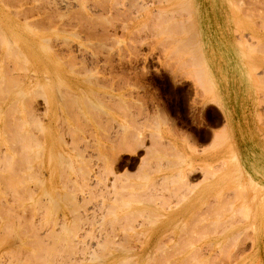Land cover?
<instances>
[{"label":"rangeland","instance_id":"rangeland-1","mask_svg":"<svg viewBox=\"0 0 264 264\" xmlns=\"http://www.w3.org/2000/svg\"><path fill=\"white\" fill-rule=\"evenodd\" d=\"M2 2L1 132L31 138L21 190L0 189V264H264V0ZM200 182L205 207L166 217Z\"/></svg>","mask_w":264,"mask_h":264},{"label":"bare ground","instance_id":"bare-ground-1","mask_svg":"<svg viewBox=\"0 0 264 264\" xmlns=\"http://www.w3.org/2000/svg\"><path fill=\"white\" fill-rule=\"evenodd\" d=\"M1 2H2V0H1ZM3 3V2H2ZM5 3V2H4ZM3 3V4H4ZM263 4V3H262ZM16 22V21H15ZM4 23V22H3ZM10 28V27H9ZM6 30V29H5ZM1 31V30H0ZM11 31H12V29H11ZM14 33V32H13ZM20 33V32H19ZM1 34L3 35V38H4V40L7 38V34H6V32L5 31H3V32H1ZM0 37H1V35H0ZM23 39V38H22ZM46 39V38H45ZM3 40V39H2ZM36 40V39H35ZM2 42V41H1ZM7 42H8V39H7ZM6 42V43H7ZM18 42V41H17ZM23 43V42H22ZM7 44H9V43H7ZM13 44V43H12ZM0 45H1V43H0ZM11 45V44H10ZM8 46V45H7ZM12 46V45H11ZM21 46V45H20ZM17 47V46H16ZM15 47V53H17V56H19L20 54H18L20 51H21V49H19L18 47V49ZM12 48H13V46H12ZM12 48H8V49H12ZM14 49V48H13ZM16 49L18 50V51H16ZM23 49V48H22ZM25 49V48H24ZM20 50V51H19ZM27 50V49H26ZM26 50H24V51H26ZM12 52H13V50H11ZM23 51V52H24ZM7 53V52H6ZM9 53L10 52H8L7 54L9 55ZM21 53V52H20ZM24 54H25V52H24ZM26 54H28V53H26ZM11 55H12V53H11ZM15 56H16V54H14ZM14 55H12V56H14ZM5 56V55H4ZM11 57V58H13V60L14 61H16L15 60V58L16 57ZM21 57L23 56V55H20ZM19 56V57H20ZM25 56V55H24ZM22 57L23 58V61L25 60V58H27L28 57V55H27V57ZM2 57V56H1ZM0 57V58H1ZM2 58H5V57H2ZM1 58V59H2ZM22 58H20V59H22ZM5 59H7V58H5ZM5 59H3V60H5ZM19 59V58H18ZM18 59H17V61H18ZM12 60V59H11ZM27 60H29V59H27ZM27 60H25V61H27ZM7 61V60H6ZM14 61H13V63H14ZM22 61V62H23ZM4 62V61H3ZM2 61H1V64L0 65H2V63H3ZM21 61H20V64L22 63ZM5 63V62H4ZM3 63V64H4ZM12 63V62H11ZM10 63V64H11ZM18 64H19V61H18ZM19 64V65H20ZM5 65V64H4ZM22 65V69H23V67H24V65L23 64H21ZM27 65V64H26ZM12 67V66H11ZM19 68L21 69V66H19ZM19 68L17 69L18 70V72L19 71H22V69L21 70H19ZM26 68V67H25ZM13 70H14V67L12 68ZM27 70V69H26ZM56 71V70H55ZM16 73V72H15ZM60 73V72H59ZM25 74V73H24ZM16 75V74H15ZM19 75V74H18ZM20 76H21V74H20ZM26 76V75H25ZM16 77V76H15ZM18 77V76H17ZM24 77V76H23ZM49 77V76H48ZM19 78V77H18ZM17 78V79H18ZM21 78V77H20ZM19 78V79H20ZM13 79V78H12ZM18 79V80H19ZM26 79V78H25ZM21 81H22V79H20ZM19 80V81H20ZM70 79H68V81H69ZM17 81V80H16ZM63 81L65 82V80H62V84H63V86H65V88L66 89H69V90H72V89H80V91H83L84 89H83V84L81 85V83H80V81H77V80H73V81H69V82H65V83H63ZM18 83V82H17ZM16 82L14 83V84H16L18 87H20V90H22V93L21 94H23V95H21L22 97L24 96L25 98H26V96H27V93H26V95L24 94L25 93V91L27 92V90H28V88L27 87H25V85L22 83L21 84V82H19V84L21 85H19V84H17ZM11 84H12V82H11ZM14 84H13V88H14ZM62 84H61V88H62ZM2 85V84H1ZM0 85V88L2 87ZM16 88V87H15ZM84 88H86L85 86H84ZM3 89V88H2ZM13 90V89H12ZM11 90V91H12ZM40 90H42L41 88H40ZM0 91H2V90H0ZM43 92V91H42ZM46 92V91H45ZM6 95H7V93L6 92H4ZM16 94H18L17 92H15ZM19 93H20V91H19ZM30 93V92H29ZM37 93V92H36ZM75 93V92H74ZM98 93V92H97ZM100 93V92H99ZM98 93V94H99ZM11 94V93H10ZM64 94V93H63ZM1 95H2V93L0 94V97H1ZM8 96V95H7ZM29 96V95H28ZM2 97H4V96H2ZM31 97V96H30ZM50 97V96H49ZM7 98V97H6ZM5 98V99H6ZM17 98H19V96L17 97ZM4 99V100H5ZM48 99V98H47ZM1 101V100H0ZM15 104H16V102H17V99L15 98ZM21 101V100H20ZM24 101V102H23ZM2 102V101H1ZM0 102V103H1ZM7 102H9V101H7ZM23 104H21V105H23L24 106V103H25V100L23 99L22 101H21ZM3 103H4V101H3ZM11 103V102H10ZM13 104H14V102H12ZM12 103H11V105H12ZM26 103H28V102H26ZM50 103V102H49ZM51 103H52V101H51ZM66 103V102H65ZM76 103V102H75ZM74 103V104H75ZM6 104V103H5ZM4 104V105H5ZM14 104V105H15ZM48 104V103H47ZM78 104H79V106H81V108L84 110V109H86L88 112H90L89 111V109L87 108V106H89L90 105V103H87V102H85V101H83V103H79L78 102ZM3 105V104H2ZM2 105H0V106H2ZM10 105V104H9ZM28 106H29V104H27ZM27 105H25L26 106V108H27ZM66 105H67V103H66ZM68 106V105H67ZM75 106V105H74ZM76 106H77V103H76ZM7 107V106H6ZM17 107H18V105H17ZM20 107V106H19ZM1 108V107H0ZM3 108V107H2ZM10 108H12L11 106H10ZM10 108H7L8 109V111L10 110ZM13 108H15V107H13ZM26 108H25V110H26ZM4 109H6V108H4ZM3 109V110H4ZM22 109H24V108H22ZM12 110V109H11ZM10 110V111H11ZM14 110V109H13ZM15 110H16V108H15ZM28 110V109H27ZM80 110V109H79ZM17 112H19V109L17 108ZM50 112H52L51 113V115L53 116V111H51L50 110ZM4 113L5 114H7V111H5L4 110ZM9 113V112H8ZM13 113H15V112H13ZM20 113V112H19ZM23 113V112H22ZM24 113H27V111H25ZM47 113H48V111H47ZM83 114H86L84 111L82 112ZM16 114H18V113H16ZM21 114V113H20ZM12 115V114H11ZM24 115V114H23ZM27 115H29V114H27ZM47 115V114H46ZM5 116V115H4ZM14 116V115H13ZM18 116V115H17ZM30 116H32L33 117V115H32V113H31V115ZM7 117V116H6ZM5 117V118H6ZM49 117H50V115H49ZM48 117V118H49ZM15 118V117H14ZM25 118H26V116H25ZM34 118V117H33ZM51 118V117H50ZM54 118V117H53ZM7 119V118H6ZM13 119V118H12ZM17 119V121L20 123V124H23V125H20L18 122H17V128H15V129H17V130H21V126H24L25 124H24V121L23 120H19L18 118H16ZM9 120V119H8ZM11 120V119H10ZM33 120V119H32ZM49 120V119H48ZM51 120V119H50ZM14 121V120H13ZM13 121H11L12 123H10L9 121H7L8 122V124L10 123V124H12L13 125ZM23 123H22V122ZM26 122H27V120H26ZM5 123H6V120H5ZM5 123H3V124H5ZM7 124V123H6ZM5 124V125H6ZM7 124V125H8ZM29 124V123H28ZM5 125H2V127L4 126V128H5ZM11 125V126H12ZM27 125V124H26ZM31 125V124H30ZM98 125V124H97ZM100 125V124H99ZM14 126H15V124H14ZM18 126H19V128L20 129H18ZM32 126V125H31ZM43 126H44V124H43ZM29 127V126H28ZM39 127H41V125L39 126ZM6 128H7V126H6ZM9 128H10V125H9ZM8 128V130H9V132H10V129ZM69 128V127H68ZM74 128V127H73ZM3 129V128H2ZM12 129V128H11ZM40 129V128H39ZM3 130H5V129H3ZM13 130V129H12ZM41 130V129H40ZM69 130H70V128H69ZM73 130V129H72ZM71 130V131H72ZM15 131V130H14ZM73 131H75V130H73ZM72 131V132H73ZM7 130H6V134H7ZM17 132V131H16ZM20 131H18L17 132V134H16V136H13V135H10L9 136V138L8 139H6L7 137H6V135L3 133V132H1V127H0V146H1V148L2 149H0V167L2 168V171H4V170H7V177L5 178V181H4V178H3V175L5 174L4 172L2 173L3 175L2 176H0L1 177V179L0 180H3V181H0V182H2V186L0 185V189H1V187L3 188V189H5L6 187H8L9 189H7V190H10V193L13 191V195L16 197V194H17V191L21 188V187H19L20 186V183H21V179H22V177L25 175H22L20 172L21 171H18L17 172V169H19V168H17V166H19V160H20V158H18V157H22V156H20V152L19 151H21V150H24V146H25V141H27V139H29L30 140V134H29V136L28 137H30V138H27V134H26V131L25 130H23V133H25V134H23L24 136H18V133H19ZM45 132V131H44ZM9 134V133H8ZM19 134H21V133H19ZM16 137V138H15ZM74 139V138H73ZM75 139H76V137H75ZM12 140V141H11ZM78 140V139H77ZM76 140V141H77ZM31 142V141H30ZM75 142V141H74ZM26 143H28V142H26ZM78 143V142H77ZM121 144H123V140L121 141ZM13 145H16L15 147L17 148V149H19V150H16L15 149V147L13 146ZM17 145H18V147H17ZM29 145V144H28ZM32 145V147L34 146L33 144H32V142L30 143V146ZM38 145L39 144H37V147H38ZM23 147V148H22ZM32 147H30V149H32ZM34 147H36V145L34 146ZM36 147V148H37ZM27 148V147H26ZM25 148V149H26ZM39 148V147H38ZM119 147H116V150H115V153H116V155H115V153L113 154L114 156H113V159H112V157H111V160H110V163H112V167H113V163H115V160L117 159V156H120V153H117L118 151H124V152H128V150H126V149H124L123 150V148H121V149H118ZM12 150H14V151H12ZM15 150L17 151V152H15ZM26 150H29L28 148L26 149ZM41 150H43V148L41 149ZM40 150V151H41ZM31 151L32 152H34V154L36 155V153H38V154H40L41 153V158L43 157V155H42V152H40V151H38V149L36 150L35 149V151H33V150H30L29 151V153H31ZM36 151H38V152H36ZM28 152V151H27ZM20 153V154H19ZM33 154V153H32ZM22 155V154H21ZM30 154H28L27 155V153H26V156H29ZM35 155H33L34 157H35ZM24 156H25V154H24ZM33 156L31 157V155L29 156V158H31L29 161H32V158H33ZM40 156V155H39ZM39 156H37L36 155V157H39ZM23 158V157H22ZM35 159V158H34ZM71 159H73L72 157H71ZM23 160H24V158H23ZM23 162V161H22ZM25 163H26V161H25ZM25 163H22V164H24V165H28V163L27 164H25ZM32 163V162H31ZM30 163V164H31ZM74 163V162H73ZM24 165H22V166H24ZM25 166V167H26ZM30 166V165H29ZM38 166V165H37ZM39 167V166H38ZM37 167V168H38ZM235 167V166H234ZM0 168V169H1ZM27 168H28V166H27ZM23 169V168H22ZM29 169H30V167H29ZM28 169V170H29ZM210 169H211V166H210ZM21 170V169H20ZM33 171H34V169H32ZM82 170H83V175L85 174V176H86V174H87V172H85L86 171V169H84V168H82ZM24 171H26V170H24ZM238 171V170H237ZM237 173V172H236ZM0 174H1V171H0ZM29 174V173H28ZM31 174L32 173H30L28 176H29V178L28 179H26V180H29L30 178H34V177H32L31 176ZM231 174V173H230ZM233 174V173H232ZM20 175H22L21 177H20ZM26 175H27V173H26ZM25 175V176H26ZM38 175V174H37ZM228 175V174H227ZM5 176H6V174H5ZM24 176V177H25ZM180 176V175H179ZM232 176V175H231ZM181 177V176H180ZM81 178H83V176L81 177ZM86 179V178H85ZM84 179V180H85ZM208 179V178H207ZM24 181H25V179H24ZM175 181H177V180H175ZM82 182H83V179H82ZM226 182V181H225ZM241 182H242V180H241ZM3 183H4V185L6 184V187L4 188V185H3ZM27 184H28V182H26ZM25 183V184H26ZM41 183H42V180L40 181H38V184H39V186L41 187L42 185H41ZM204 183V182H203ZM1 184V183H0ZM188 184V183H187ZM29 185V184H28ZM36 185V184H35ZM210 184H208V185H206V183H204V185H202V183L200 182V184H197V185H194V186H192V185H189L188 184V192H187V194L188 195H185V196H182L180 199H176V202H175V204L172 206H170V204L168 205V207H167V210H168V215L166 216V217H169V218H172V217H175V216H177V215H182V214H186V213H188V212H190V210L192 211V213L195 211V213H197L198 212V209L196 208V207H198V205L197 206H194L195 205V203H193V202H191V201H193V200H195V199H200V198H203L204 197V199H200V200H202V202H203V200H205L206 202H207V200H209V199H207V198H209L210 197V194H211V190H207V188L208 189H210V187H208ZM252 185H253V182H252ZM251 185V186H252ZM257 185V184H256ZM251 186L248 188V189H250L251 188ZM22 190H30V186H27V187H29V188H27V187H25V186H23L22 185ZM253 187H255L254 189H253ZM258 187V185L257 186H252V192L253 191H255V189ZM211 188H212V186H211ZM5 189V190H6ZM223 189V188H222ZM2 190V189H1ZM4 190V192H6L7 193V190L5 191ZM21 190V189H20ZM27 190V191H28ZM40 190H41V188H40ZM258 190V189H257ZM23 191V193H25V192H27V191H25L24 192ZM37 191V190H36ZM250 191V192H251ZM4 192L2 193V191H1V193L0 194H3V195H5V196H7L6 194H4ZM20 192V191H19ZM29 192V191H28ZM27 192V193H28ZM256 192V193H255ZM254 193L255 194H257V192L258 191H255ZM9 193V192H8ZM21 193V194H20ZM19 194L20 195H22L23 193L22 192H20ZM27 193H25V194H27ZM224 194V193H223ZM249 194V193H248ZM251 194V193H250ZM254 194V196H253V194L251 195V198L253 197V199H254V197H257L258 195H255ZM264 194V193H263ZM32 195V196H31ZM33 192L31 193V190H30V194L28 195V198H30L29 200L32 202V200H33V203H37L38 204V202L40 201L39 199V197H36L35 195H34V197L35 198H39L38 200H36L35 198H33ZM68 196L66 197L67 198V202H68V197L70 196L71 198H72V196H71V194H67ZM222 195V194H221ZM240 195V194H239ZM11 196V195H10ZM25 197L27 196V195H24ZM23 196V197H24ZM29 196H31V197H29ZM213 196V195H212ZM235 196H238V195H235ZM4 196H1V199L3 198ZM7 197H9V196H7ZM25 197L23 198V202H26V199H28L27 197H26V199H25ZM63 197V196H62ZM217 198H218V196H216ZM232 197V196H231ZM13 198V197H12ZM31 198H32V200H31ZM65 198V197H64ZM63 198V199H64ZM65 198V199H66ZM71 198H69V201H72V200H70ZM217 198H215V199H217ZM235 198V197H234ZM15 200L17 199H20V197L19 198H14ZM14 199H13V201H14ZM21 199H22V197H21ZM21 199L20 200H18V201H21ZM52 199V198H51ZM214 199V200H215ZM219 199V201H221L220 200V198H218ZM227 199H229L228 197H227ZM11 200V199H10ZM10 200H8V201H10ZM17 200H16V202H17ZM25 200V201H24ZM53 201H54V199H52ZM200 200H198L197 201V203L198 202H200ZM211 200V199H210ZM255 200V199H254ZM253 200V201H254ZM257 200V199H256ZM259 200V199H258ZM2 201H4L3 199L2 200H0V203H5V204H3V206H5V208L10 204V203H14V202H12V200L10 201V202H8L7 200L6 201H4V202H2ZM74 201V200H73ZM72 201V202H73ZM218 200H216L214 203H216L217 202V204H218V202H219ZM224 201V200H223ZM227 200H225V202H226ZM229 201V200H228ZM227 201V202H228ZM230 201H232L231 199H230ZM233 201H234V199H233ZM72 202H70V203H72ZM75 202V201H74ZM191 202V203H190ZM211 202V201H210ZM209 202V203H210ZM222 202V201H221ZM226 202V203H227ZM257 203H258V201H256ZM6 203H9V204H6ZM17 203H19V205H21V204H23L22 202H17ZM27 203V202H26ZM29 203V202H28ZM209 203H207V205H209V207H210V204ZM213 203V202H212ZM220 203V202H219ZM255 203V202H254ZM260 203V202H259ZM199 204H201V203H199ZM206 205V203L205 202H203L202 203V205L205 207V205ZM228 204V203H227ZM231 204H232V202H231ZM11 205V204H10ZM13 205V204H12ZM25 205H27L28 206V204H25ZM24 205V206H25ZM31 205L32 206H34V204H32L31 203ZM31 205H29V206H31ZM215 205V204H214ZM244 205H246V204H244ZM23 206V205H22ZM28 206V207H29ZM31 206V207H32ZM241 206H242V204H241ZM247 206V205H246ZM245 206V207H246ZM10 207H12V206H10ZM9 206H8V211L6 210V212H7V214H8V216H10V218H11V216L12 215H10V210L11 211H13L12 209H14V208H10ZM137 207V206H136ZM133 208L131 211H134V210H136L137 209V211L139 212V210L141 211V209L139 208V207H137V208ZM202 207V206H201ZM199 208V210H201L202 208ZM3 208V207H2ZM10 208V209H9ZM192 208H195V209H192ZM211 208V207H210ZM226 208V207H225ZM239 208V207H238ZM240 208H242V207H240ZM239 208V209H240ZM249 208V207H248ZM248 208H247V210H248ZM251 208H253V207H251ZM4 209V208H3ZM205 209V210H204ZM204 209H202L203 211H206L207 212V207L206 208H204ZM207 209V210H206ZM238 209V210H239ZM2 210V209H1ZM15 210H16V207H15ZM238 210L237 211H235V212H238ZM241 210V209H240ZM244 210H245V208H244ZM243 210V211H244ZM5 211V210H4ZM202 211V212H203ZM210 211V210H209ZM114 212V211H113ZM113 212H111V214L113 213ZM205 212V213H206ZM216 212V211H215ZM241 211H239V213H240ZM1 213V212H0ZM14 213H16V212H14ZM194 213V214H195ZM204 213V214H205ZM238 213V215H240ZM245 213H247V211H245ZM249 213V212H248ZM125 214H126V211H121V212H116L115 214H114V218L115 219H117V218H120V217H123V216H125ZM191 214V213H190ZM207 214V213H206ZM208 214H209V212H208ZM212 214V213H211ZM210 214V215H211ZM243 214H244V212H243ZM1 215V214H0ZM17 215V214H16ZM15 215V216H16ZM214 215V214H213ZM245 216H246V214H244ZM14 216V215H13ZM14 216V217H15ZM18 216V215H17ZM208 216V215H207ZM212 216V215H211ZM218 216V215H217ZM222 216V215H221ZM243 216V215H242ZM1 217V216H0ZM13 217V218H14ZM20 218V217H19ZM19 218H17V219H14V223H15V225H16V222H17V220L19 219ZM205 218V217H204ZM1 219V218H0ZM6 219H8V218H6ZM168 219V218H167ZM16 220V221H15ZM215 220V219H214ZM217 220H218V218H217ZM220 220V219H219ZM218 220V221H219ZM239 220V219H238ZM9 221V220H8ZM10 221H12V220H10ZM22 222V221H21ZM20 222V223H21ZM25 222H26V220H25ZM205 222V221H204ZM211 222V221H210ZM215 222V221H214ZM222 223H221V225L224 223V221H221ZM10 223H12V222H10ZM27 224H28V222H26ZM176 223V222H175ZM208 223V222H207ZM205 224H206V222H205ZM210 224V223H209ZM218 224V223H217ZM9 225V224H8ZM14 225V224H13ZM212 225H213V223H212ZM11 226V225H10ZM217 226H219V225H217ZM223 226V228H221V229H225L224 228V225H222ZM11 228V229H10ZM9 229L10 230H12V229H15V228H17L16 226L13 228V226H11ZM211 228V227H210ZM216 228V227H215ZM217 228H220V226L219 227H217ZM214 229V228H213ZM10 230H9V232H10ZM7 231V230H6ZM13 231V230H12ZM11 231V233L14 235V233ZM16 231H17V229H16ZM215 231V230H214ZM219 231H222V230H219ZM8 232V231H7ZM158 232H159V230H158ZM216 232H218V231H216ZM5 233V232H4ZM18 233H19V231H18ZM25 233V232H24ZM24 233H23V235H24ZM221 233V232H220ZM8 234V233H7ZM26 235V234H25ZM24 235V236H25ZM246 235V234H245ZM9 236H11L10 234H9ZM19 236H20V234H19ZM18 236V237H19ZM23 236V237H24ZM5 236H4V234H3V238H4ZM22 237V238H23ZM7 241H9V240H7ZM218 242V241H217ZM6 243H8V242H6ZM215 244H216V242H215ZM220 244V243H219ZM11 245V244H10ZM9 245V246H10ZM209 245V244H208ZM207 245V246H208ZM189 246H191V245H189ZM211 246V245H210ZM222 246V245H221ZM187 248H188V246H186ZM217 247H218V245H217ZM219 248H221V247H219ZM218 248V249H219ZM145 249H148V248H145ZM222 249V248H221ZM192 250V249H191ZM191 250H188V251H190L191 252ZM6 251V250H5ZM14 251V250H13ZM149 251V250H148ZM193 251V250H192ZM8 253H9V251H8ZM10 253H11V251H10ZM189 252H187L186 254H188ZM220 253V252H219ZM185 254V255H186ZM191 254V253H190ZM12 255V254H11ZM13 255H15V254H13ZM170 255V254H169ZM174 255V254H173ZM176 255H178L177 253H176ZM175 256V255H174ZM189 256V255H188ZM170 256H168V258H169ZM198 257V256H197ZM216 257V256H215ZM185 259V258H184ZM188 259V258H187ZM199 259V258H198ZM169 260V259H168ZM192 260V259H191ZM201 260V259H200ZM199 260V261H200ZM203 260V259H202ZM205 260V259H204ZM214 260H215V258H214ZM194 261V260H193ZM192 261V262H193ZM196 261V260H195ZM198 261V262H199ZM210 261V260H209ZM232 261H234V260H232ZM197 262V261H196ZM202 262V261H201ZM204 262V261H203ZM208 261L206 260V262L205 263H207ZM232 264V263H231Z\"/></svg>","mask_w":264,"mask_h":264}]
</instances>
